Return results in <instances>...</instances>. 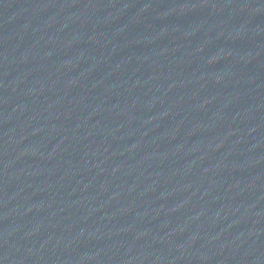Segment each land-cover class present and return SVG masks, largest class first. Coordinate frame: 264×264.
<instances>
[{"label": "water", "instance_id": "water-1", "mask_svg": "<svg viewBox=\"0 0 264 264\" xmlns=\"http://www.w3.org/2000/svg\"><path fill=\"white\" fill-rule=\"evenodd\" d=\"M0 83L184 264H264V0H0Z\"/></svg>", "mask_w": 264, "mask_h": 264}]
</instances>
